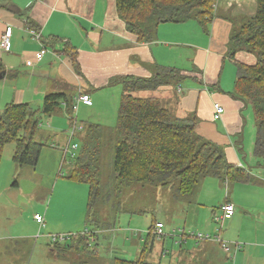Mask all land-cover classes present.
Instances as JSON below:
<instances>
[{"label":"crops","instance_id":"0c3cea01","mask_svg":"<svg viewBox=\"0 0 264 264\" xmlns=\"http://www.w3.org/2000/svg\"><path fill=\"white\" fill-rule=\"evenodd\" d=\"M213 8L210 21L201 24L196 21L160 23L154 28L150 42H136L119 19L115 0H0V37L6 27L11 29L10 51L0 52V60L5 68V74L0 79V99L6 104L25 103L40 109L46 95L56 90H66L64 93L72 101L81 94L88 95L91 100L90 106L80 102L73 104L74 124L70 122L65 105L60 109L68 123L67 130L60 134L63 136L62 144L65 145L62 153L70 133L78 128L81 132L86 122L99 124L102 129L104 126L115 129L123 94L127 92L126 85H131V82L135 84L136 80H161L163 83L155 88L139 87L129 92L138 98H155L169 111L172 119L192 123L195 135L202 138L203 142L226 148L225 154H222L225 165L235 166L248 176L243 183L211 176L202 178L197 190L188 194L191 198L182 199L190 211V199L196 202L205 200V192L212 187L220 192L222 196L219 195V201L214 204L218 208L216 212L212 211L211 219L214 216V222L221 215L220 208L224 203L234 206L231 219L221 225L220 231H214L221 240L229 243L230 250L227 252L222 251L214 239L193 238L197 242L190 245L189 236L184 237L183 241L165 236L159 242L161 248L153 247L154 240L149 234L151 225L147 229L144 244L148 247L139 252L138 245L142 237L135 234L127 237L128 233L124 237L119 235L115 225L116 216L113 220L103 221L99 215L92 214L91 223H87L85 210L79 226L85 227V231L90 233L89 240L92 239L93 243L115 236L128 242L127 248L119 252L111 250L110 254L114 257L111 261H128L125 259L130 257L138 259L143 253H148V262L154 264H163L164 259H167L166 264H192L194 260L212 264V253L215 247H219L226 255V264H264V175L259 174L257 177L252 171L253 167L264 170L263 162L253 155L252 141L255 139L257 125L249 105L231 97L238 77L237 63L253 65L256 61L255 55L246 51L230 56L233 49L231 40L245 23L255 17L257 2L215 0ZM32 30L40 33L39 40L31 36L29 31ZM42 47L47 51L35 63L34 56ZM30 60L34 66H26L25 62ZM164 68L176 70L174 76L163 75ZM7 73L16 75L8 79ZM216 103L224 109L218 120L213 119V105ZM106 113L111 116L109 121H105ZM61 121L64 120L61 118ZM104 122L110 123L103 125ZM54 124L57 121L54 120ZM54 124L51 123V126L56 129L62 127ZM78 137L77 132L71 142L76 144ZM69 159L63 156L62 167L67 162L69 164ZM246 201L248 203H244ZM197 209L193 208L194 211ZM36 215L40 216L38 213ZM47 215L48 211L42 216L46 225L51 221ZM209 217L205 219L207 227ZM33 220L36 223L34 217ZM194 221H198V216ZM156 222L164 224L159 220ZM184 222L187 226L186 218ZM224 224L225 232L221 234ZM185 226L182 230L187 233ZM125 227L133 230L137 226L130 228L128 221ZM164 229L166 233L172 230ZM71 230L54 232L60 234ZM167 238L172 242L167 243ZM0 239L6 243L14 241L11 234ZM85 240L88 238L85 237ZM76 241L68 248L57 246L56 250L75 251L76 247L79 248ZM190 246H193L192 250H187ZM88 252L83 255L99 256L105 253L103 249L94 247ZM198 252L201 258L195 256ZM64 255L57 254L61 258ZM5 264H13V259L6 260ZM215 264L222 263L219 259Z\"/></svg>","mask_w":264,"mask_h":264},{"label":"trees","instance_id":"16d2710c","mask_svg":"<svg viewBox=\"0 0 264 264\" xmlns=\"http://www.w3.org/2000/svg\"><path fill=\"white\" fill-rule=\"evenodd\" d=\"M115 2L119 19L135 37L136 42H150L154 28L160 23L181 24L196 21L201 24L210 21L215 0ZM256 2L255 17L245 23L232 38L233 49L230 52V56L240 51L252 53L256 61L253 65L237 63L238 77L231 97L253 107L257 125L253 155L263 162L264 167V0ZM175 71L172 68H164L162 73L173 77ZM4 74L5 68L0 60V76ZM15 75L7 73L6 77L10 79ZM162 83L161 80H136L135 84L131 82V85H126L127 92L123 94L119 108L113 144V185L116 193L121 195L125 188L132 185L167 188L174 179L178 180V191L182 195H188L200 179L208 176L228 182H245L248 178L245 171L225 165L221 148L197 137L192 123L172 119L169 111L155 98H138L131 95L133 92H129L139 87L155 88ZM78 98L79 95L72 101L64 92H53L43 98L40 109L25 103L6 104L0 110V160L3 148L14 143L13 162L19 166L35 167L45 147L44 144L33 141L41 123L37 115L50 117L65 105L70 122L74 124L72 108L73 104L78 103ZM102 130L99 124L86 122L83 125L76 141L79 147L78 155L69 159L71 168L65 176L73 183L85 184L89 188L87 223H91L93 214L92 210L89 213L90 209H93L94 203L101 198L99 158ZM156 221L152 220L150 230ZM73 240H77L79 247H86L85 237L79 236ZM144 248L147 247L144 246L143 250ZM111 264L154 263L146 262L140 257L133 261L115 259Z\"/></svg>","mask_w":264,"mask_h":264},{"label":"rangeland","instance_id":"374dc122","mask_svg":"<svg viewBox=\"0 0 264 264\" xmlns=\"http://www.w3.org/2000/svg\"><path fill=\"white\" fill-rule=\"evenodd\" d=\"M55 92H66V90H56ZM5 104L6 102L0 99V110L4 108ZM108 106L110 107L109 104ZM249 107L250 111L253 112V107L250 105ZM105 116V121H109L110 114L108 115L106 113ZM37 118L41 124L33 141L44 144L45 147L41 151L36 167L19 166L13 162L14 143L5 146L1 153L0 238L6 234H11L13 235L14 241L6 243L0 239V264H5V261L9 259H13V264H79L81 262H87L89 264H111V259L114 258L110 254L111 250L119 252L128 246V242H124L123 238H119V236L111 239H101L98 243H93L94 241L92 239H88L86 247H76L75 251L64 252L56 250L57 246L61 249L68 248L69 246L67 244H72L74 242L73 239H77L79 237L78 235L85 231V227L83 228L79 225L83 221L85 210L88 211L86 205L89 188L87 186H79L65 177L71 167L68 162L62 167V149L65 145L62 144L63 136L60 134L67 130L68 124L67 121L65 122L63 111L58 110L50 117L38 114ZM61 118L64 121H61ZM54 120L57 121V124H54ZM253 120L255 121V119ZM51 123L62 127L56 129L51 126ZM109 123L104 122L103 125H109ZM101 140L102 145L99 158L101 198L94 203L93 209H90L89 213L92 210V213L99 215L103 221L113 220L116 216L117 222L115 225L118 227L117 232L119 235L121 234L124 237L125 233H128L127 237L131 234H135L139 238L140 236L142 237L140 238L142 240L139 241L141 245H138L139 252L146 243V233L148 227L151 225L152 218L162 221L166 229H182L185 226L184 220L186 218L187 226H185V230L188 231V235L192 233L195 236L198 234H211L212 237L215 236L214 231L215 229L218 230V226L214 222V216L212 219L211 217L212 211L216 212V208H218L214 204L222 196L220 192L212 187L205 192V200H198L196 202L194 199H190L192 201L190 211L182 203V199L191 197H189L190 195H182L178 191V180L174 179L167 188L132 185L125 188L123 194H117L114 190L115 185H113V144L115 140V129L111 126H104ZM254 141L255 139L252 141V144H254ZM225 149L224 147L220 149L223 155L225 154ZM72 154L73 156H77L78 150L72 152ZM70 155L71 153L64 157L68 158ZM252 171L256 173L257 177L259 174L264 175V170L258 167H253ZM199 182L194 187L193 192L197 190ZM204 203L207 204L200 206ZM244 203L248 202L246 201ZM212 204L214 206L209 208ZM193 208L198 209L194 211L195 209L193 210ZM46 211H48L47 217L51 221L46 225L47 222L43 219L44 227L41 228L39 225H36L33 217L35 213L40 214L42 217ZM207 214L210 216L208 219V227L205 224V219L206 217L208 218ZM196 216H198V221H194ZM128 221H130V228L137 227L129 230L125 227ZM225 227L224 224L221 234L225 232ZM71 228L72 230L70 232H62L60 234L54 232V230L63 231ZM75 228L78 231L77 229L74 230ZM54 235H69L70 237L77 235V237L65 239L59 242V244L52 243L48 238V242L47 237ZM104 235L106 236V233ZM107 236L111 235L107 234ZM176 239L180 238L176 237ZM223 239L227 240L225 236H223ZM183 240L184 238L180 239V241ZM149 242L150 239H148ZM159 242H162V240L159 241L156 238L153 247L157 248L159 246L161 248ZM170 242H172L171 239L167 238V243ZM196 242L190 237V245H195ZM93 247L95 249H103L105 253L102 252V255L99 256L89 254L85 257L83 253H89L85 251H91ZM192 248L193 246H190L186 249L192 250ZM200 253L202 252L200 251ZM200 253H196L195 256L201 258ZM57 254L65 255L64 258H61ZM212 256L213 258L210 256V259L212 258V264L217 263L219 259L222 264H226V255L219 247H215ZM142 257L146 262L149 261L148 253H143ZM136 259L137 257H130V259L125 260ZM162 261L163 264H166L167 259ZM180 262L184 263V261ZM192 264L202 263L194 260Z\"/></svg>","mask_w":264,"mask_h":264},{"label":"built area","instance_id":"2783aa9c","mask_svg":"<svg viewBox=\"0 0 264 264\" xmlns=\"http://www.w3.org/2000/svg\"><path fill=\"white\" fill-rule=\"evenodd\" d=\"M29 33L36 40H39L41 38L40 33H37L33 30L29 31ZM10 39H11V29H10V27H6V29L1 34V37H0V52H9L10 51ZM46 51H47V49L42 47L41 51L35 54L34 62L38 63L42 59V57ZM25 64H26V66H34V64L31 60L26 61ZM78 102H80L86 106L91 105V100H90L88 95H79ZM213 112H214L213 113V119L218 120L223 115L224 110L219 104L216 103L213 105ZM77 130L72 131L70 133V135L68 136V143H67V146L65 147V150L63 152V156H66V155L68 156V154L71 153L70 157H68L71 159L75 157V156H73L72 152H74L78 149V145L71 142L73 135L75 133L79 132V128ZM220 209H221V215L219 217L215 218V222L218 224V227H219L218 231H220L221 225L225 221L231 219V217L234 214V206L231 203H224ZM34 219H35L36 223L40 225V227H44L43 218L41 216L36 215V216H34ZM150 234L152 235V238L154 240L157 238L159 241L162 238H164L165 236H170L172 238L179 237L180 239L189 236V237L194 238L196 240L214 239L216 242L219 243L220 249L222 251L227 252L230 250L229 243L221 240L220 236L218 234H215V236H213V237H211L209 235H201V234H198L197 236H195L192 233H190V235H188L189 234L188 232L184 233V231L182 229H172L169 233H166L165 229H164V225L162 223H155L154 227L150 231ZM79 235L86 237L88 239L91 238L90 233L88 231H84L83 233H81ZM75 237H77V235L71 236V237L69 235H54V236H50L49 239L52 243L59 244V242L64 241L65 239H70V238H75Z\"/></svg>","mask_w":264,"mask_h":264},{"label":"water","instance_id":"95a60500","mask_svg":"<svg viewBox=\"0 0 264 264\" xmlns=\"http://www.w3.org/2000/svg\"><path fill=\"white\" fill-rule=\"evenodd\" d=\"M2 76H0V79H1Z\"/></svg>","mask_w":264,"mask_h":264}]
</instances>
